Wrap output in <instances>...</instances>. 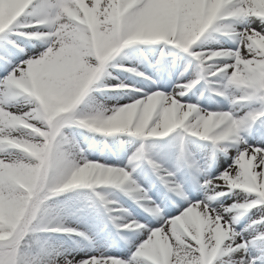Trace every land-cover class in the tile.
Returning a JSON list of instances; mask_svg holds the SVG:
<instances>
[{"label": "snow or ice", "instance_id": "1", "mask_svg": "<svg viewBox=\"0 0 264 264\" xmlns=\"http://www.w3.org/2000/svg\"><path fill=\"white\" fill-rule=\"evenodd\" d=\"M0 264H264V0H0Z\"/></svg>", "mask_w": 264, "mask_h": 264}, {"label": "bare ground", "instance_id": "2", "mask_svg": "<svg viewBox=\"0 0 264 264\" xmlns=\"http://www.w3.org/2000/svg\"><path fill=\"white\" fill-rule=\"evenodd\" d=\"M206 44H208L209 46H211V40H207L205 41ZM112 74L115 76H119L120 79H125L126 76H128V74L124 73L123 75H121L119 73V71H112ZM127 83V81H125ZM197 93H199V91H197ZM97 97L99 96L98 94H96ZM205 99L201 101L202 105L207 103V97L208 94L205 92L204 93ZM218 99V98H217ZM117 101L114 99L112 102H110L109 100H106V103L108 105H112L114 103H116ZM124 101L121 100L120 103H123ZM75 132H79V130H74ZM85 136H89L88 133H84ZM99 135L95 136V137H90L89 141L86 143H91V147L88 148L87 152L85 153L86 155H88L89 159H108V160H113V159H117L123 152V149L121 147V145L119 144L118 141L114 140L113 138H109L106 140V143H108V146L102 145L104 143H99ZM102 138V137H101ZM77 139H81V136L79 134H77ZM255 141L253 139H249V143H254ZM86 144H82V147H85ZM124 149L127 148V145L123 146ZM114 153L116 155H114ZM121 203H124V198L121 199ZM131 203V201H128L127 203L124 204L125 207L128 206V204ZM133 207H135L133 205ZM129 211H131V209H129ZM137 211H139V209H137ZM133 215H135V212H133Z\"/></svg>", "mask_w": 264, "mask_h": 264}, {"label": "rangeland", "instance_id": "3", "mask_svg": "<svg viewBox=\"0 0 264 264\" xmlns=\"http://www.w3.org/2000/svg\"><path fill=\"white\" fill-rule=\"evenodd\" d=\"M99 98V97H98Z\"/></svg>", "mask_w": 264, "mask_h": 264}]
</instances>
